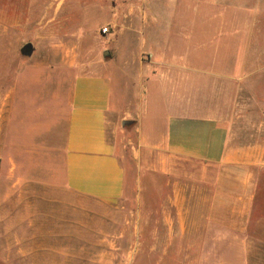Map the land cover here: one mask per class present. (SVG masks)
<instances>
[{
    "label": "crops",
    "instance_id": "obj_1",
    "mask_svg": "<svg viewBox=\"0 0 264 264\" xmlns=\"http://www.w3.org/2000/svg\"><path fill=\"white\" fill-rule=\"evenodd\" d=\"M109 3L111 49L102 50L109 55L101 72H80L66 53L42 80L11 89L13 112L0 116V264H121L124 201L136 202L137 215H144L146 192L157 202L148 216L163 218L164 227L163 237L154 231L150 250L164 249V255L176 248L183 254L197 250V264H215L222 231L246 233L245 226L237 227L242 214L235 188L227 193L234 206H222L220 174L242 169L243 182L257 185L264 140L240 145L233 138L232 111L195 114L169 101L163 90L187 87L189 74L213 88L220 82L230 90L264 85L256 79L264 75V15H256L258 3ZM122 9L130 12L120 16ZM132 64L144 75L130 81L123 75ZM132 86L144 91L132 108L136 139L127 150L117 142L114 116L131 114L122 98ZM29 87L43 97L32 111L19 112L17 96L23 93L25 104ZM253 200L252 194L246 210Z\"/></svg>",
    "mask_w": 264,
    "mask_h": 264
},
{
    "label": "rangeland",
    "instance_id": "obj_2",
    "mask_svg": "<svg viewBox=\"0 0 264 264\" xmlns=\"http://www.w3.org/2000/svg\"><path fill=\"white\" fill-rule=\"evenodd\" d=\"M110 1L114 0H0V116L13 112L11 89L16 84L21 81H24L23 84H27L36 82V79L42 80L44 71L51 70V65L57 63L62 55L66 56V53L75 58L76 63L80 66V72H101L103 62L107 59L102 50L103 48L111 49L106 40L109 37L100 34V30L104 27L108 28L109 33L112 32L110 25L107 24L111 19V13H113L111 9L107 8ZM235 1L238 4L243 2L258 3L259 8L256 9V15H264V0ZM128 12L130 9H122L120 16L128 14ZM26 44L32 45L30 55L21 53V49ZM114 50L112 48V52ZM125 51L129 53L135 51L134 53H136V50L132 48ZM130 68L131 72L123 75L124 79L131 81L143 77L144 73L139 70L140 68L136 64H132ZM261 76L258 74L256 79L264 83V75ZM23 84L20 83L19 87H23ZM212 84V82H198L195 74H189L187 87L164 89L163 92L169 101L171 99L177 106L188 107L189 112H195V114L211 116L214 111H217L228 116L229 110L232 111L235 122L232 125L233 138L240 145L249 141L264 140V116H260L264 106V85L258 84L256 88L241 87L230 90L221 88L224 85L223 82H220V87L217 88L211 87ZM24 91L28 92L27 94L31 93L27 97L26 105L21 102L23 94L21 93V96H17L14 109L16 110L18 107L19 112L28 113L40 104L39 97L43 96L38 97L37 87H31L30 90L24 88ZM143 91L142 88L133 86L126 89V98H122V105L131 114L122 113L121 116H114L117 142L124 145L127 150L129 148L127 143H135L136 139L134 133L136 116H132V108L138 103L139 97L137 96ZM157 91L160 92V90H154L155 93ZM230 94H233V105L229 104ZM246 113L250 115L247 116L248 120H245ZM14 114L17 115V111ZM124 121L128 123L122 125ZM242 174V169L238 168L230 169V173H223L221 170L222 206L226 207L228 204L231 207L234 206V203L227 199V193L229 189L235 188V196L241 197L236 201V207L238 214H242L236 218L237 227L245 226L247 230L246 233L236 236L222 231L223 239L220 249L217 250L220 255V263L215 264H264V217H258L259 221H255L257 216H264V205L260 206L261 208H253L252 204L249 211L246 210L250 196L253 194L254 199L259 191L258 184L264 186V175L258 177L257 185H251L243 182ZM228 176L234 178L237 183L234 184L233 180L228 179ZM175 179L183 180V177ZM162 183L164 184V180ZM162 196H165L164 193ZM156 203L154 200H149V195L146 192V199L142 206L146 209V213L138 216L139 209L136 202L133 200L124 201L126 244L125 259L121 264H197V250H194L192 254H183V250L176 248L168 250V255H164V249L150 250L151 240L156 235L157 238L164 236V227L160 225L163 218L158 216L150 218L147 213L150 206L153 208L157 206ZM225 219L227 220V218ZM233 220L234 218H231L232 224ZM155 230H158L156 235L154 234ZM134 244L136 248L128 249V246ZM184 252L189 253L190 250L186 249ZM150 254L153 255L150 256ZM205 260L208 261V258L205 257Z\"/></svg>",
    "mask_w": 264,
    "mask_h": 264
},
{
    "label": "trees",
    "instance_id": "obj_3",
    "mask_svg": "<svg viewBox=\"0 0 264 264\" xmlns=\"http://www.w3.org/2000/svg\"><path fill=\"white\" fill-rule=\"evenodd\" d=\"M259 173H260L259 176L261 175V177H262V175H264V171L263 170L262 171L260 170ZM258 190L259 191H258L257 195L254 198L253 208H255V207L256 208H261L264 205V199H263L264 198V194H263L264 193V186H263V184H261V185L258 184ZM258 217L259 218H262L264 216H262V215L257 216V218H256L255 221H259L258 220L259 219Z\"/></svg>",
    "mask_w": 264,
    "mask_h": 264
},
{
    "label": "water",
    "instance_id": "obj_4",
    "mask_svg": "<svg viewBox=\"0 0 264 264\" xmlns=\"http://www.w3.org/2000/svg\"><path fill=\"white\" fill-rule=\"evenodd\" d=\"M21 53L24 55H30L32 53V45L31 44H26L25 46H23V48L21 49ZM105 57H108L109 53L108 52H104L103 54ZM128 122L124 121L122 122V125H126Z\"/></svg>",
    "mask_w": 264,
    "mask_h": 264
},
{
    "label": "built area",
    "instance_id": "obj_5",
    "mask_svg": "<svg viewBox=\"0 0 264 264\" xmlns=\"http://www.w3.org/2000/svg\"><path fill=\"white\" fill-rule=\"evenodd\" d=\"M109 32H108V28L107 27H104V28H102L101 30H100V34L101 35H106V34H108Z\"/></svg>",
    "mask_w": 264,
    "mask_h": 264
}]
</instances>
